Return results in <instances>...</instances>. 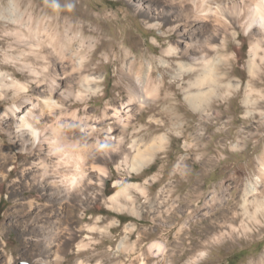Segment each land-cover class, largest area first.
<instances>
[{
    "label": "rangeland",
    "instance_id": "374dc122",
    "mask_svg": "<svg viewBox=\"0 0 264 264\" xmlns=\"http://www.w3.org/2000/svg\"><path fill=\"white\" fill-rule=\"evenodd\" d=\"M163 2L0 0V73L30 79L19 63L6 60L7 53L19 51L11 48L14 39L6 32L14 25L8 24L10 14L5 8L15 3L23 13V23H71L76 33L82 31L87 42L91 38L94 47L98 46L93 51L85 44L76 54L90 58L89 73L99 80L97 91L84 101L68 102L71 109L96 117L94 125L105 107L126 100L129 88L123 70L130 60L142 67L141 74L150 64L153 77L164 78L143 109L131 111L126 132V142L135 143V150L157 144L162 137L163 146L140 170L102 161L109 173L101 195L83 204L76 200L64 203L70 215L64 212L63 222L76 229L96 224L104 230L78 232L62 264H77L80 259L89 264H257L264 257V175L259 173L264 166V64L257 76L250 75L248 35L240 30L235 38L229 35L227 48L218 46L212 52L215 61L222 58L224 63L213 71L223 76L215 85L219 95L195 97L201 103L195 110L186 94L197 90L191 82L202 69H186L190 60L179 47L163 53L178 43L172 25L157 14ZM54 4L58 5L55 9ZM79 43L74 40L72 48L76 50ZM249 87L261 92L247 97ZM27 93L34 95L31 87ZM15 100L12 90L0 97V116ZM5 120L4 127L0 125V173L9 174L0 175V264H36V255L29 249L34 242L23 237L25 226L36 217L54 220L58 209L56 205L55 211L47 208L51 203L38 188L30 190L15 181L32 156L10 141L5 125L13 124ZM256 183L257 191L250 192ZM114 193L118 204L109 198ZM29 198L32 206L27 203ZM105 226L110 229L106 231ZM60 238L65 243L68 235ZM81 238L88 245L79 250L76 245ZM122 241L131 246L124 248Z\"/></svg>",
    "mask_w": 264,
    "mask_h": 264
},
{
    "label": "bare ground",
    "instance_id": "6f19581e",
    "mask_svg": "<svg viewBox=\"0 0 264 264\" xmlns=\"http://www.w3.org/2000/svg\"><path fill=\"white\" fill-rule=\"evenodd\" d=\"M15 4L5 8L10 14L8 24L14 25L6 32L14 39L11 48L17 47L19 51L7 53L6 60L19 63L20 69L27 71L30 79L22 81L17 73H0V97L12 90L16 98L3 109L0 125L3 126L5 119H11L13 125L7 122V129L4 128L10 141L18 150L32 156L30 164L23 165L21 176L16 177L15 181L30 190L38 188L51 203L47 208L55 211L53 206L56 205L58 209L54 220L36 217L31 224H26L23 237L27 236L34 242V247L29 248L36 255L32 260L36 264H62L66 254L71 251L70 245L79 237L78 232L84 229L104 230L96 224L76 229L70 223L63 222L64 212L68 218L70 215L64 203L76 200L83 204L101 195L104 178L109 173L102 161L117 165L124 163L140 170L163 146L162 137L157 144L135 150V143L126 142V132L133 114L131 111L135 108L141 111L151 93L160 90L164 78H154L150 64L145 74H141L142 67H137L134 60H130L127 68L122 69L128 79L126 100L105 107L97 118V125H94L92 121L96 117L82 114L77 108L71 109L72 103L68 102L71 99L84 101L87 95L97 91L99 80L89 73L90 58L86 55L77 58L76 54L85 44L93 51L98 46L94 47L91 38L87 42L88 36L82 31L76 33L71 23H61L59 20L23 23V13ZM159 13L178 35V43L164 49L163 53H172L175 50L173 46L179 47L181 54L190 60L186 69L194 70L199 66L202 69L191 82L197 86V90L186 94L189 105L195 110L201 108V103L195 97L219 95L215 85L223 76L213 71L224 63L222 58L215 61L212 52L217 51L218 46L226 49L229 35L235 38L239 30L248 35L250 75L257 76L261 71L264 64V0H164ZM74 40L80 42L76 50L72 48ZM126 53L129 52L125 50ZM204 83L210 86L207 90L205 86H200ZM30 87L34 95L27 93ZM254 92L261 91L249 87L245 94L248 97ZM123 115H126L125 121ZM109 119L112 121L103 127ZM12 158H17L15 153H12ZM259 173L264 175V166L259 167ZM8 174L0 173L4 178ZM27 174H30L29 178ZM66 177H70L74 183H68ZM129 185L138 187V183ZM258 186L257 183L252 184L249 191L256 192ZM117 196V193L109 196L112 204H118ZM27 203L32 206L34 202L30 199ZM109 229L110 226H105L106 231ZM64 234L68 235V240L61 244L60 237ZM87 245L88 242L81 238L76 247L82 250ZM121 246L126 248L131 245L122 241ZM77 264L89 263L80 259ZM257 264H264V257H260Z\"/></svg>",
    "mask_w": 264,
    "mask_h": 264
},
{
    "label": "clouds",
    "instance_id": "9594fccd",
    "mask_svg": "<svg viewBox=\"0 0 264 264\" xmlns=\"http://www.w3.org/2000/svg\"><path fill=\"white\" fill-rule=\"evenodd\" d=\"M57 7H58V5H55V4L53 5L54 9ZM68 10L71 11V6H68ZM25 91H26V89H25ZM25 126H27V125H25ZM33 135H35V133H33ZM65 179L68 183H74V181H72V179L70 177H66Z\"/></svg>",
    "mask_w": 264,
    "mask_h": 264
},
{
    "label": "water",
    "instance_id": "95a60500",
    "mask_svg": "<svg viewBox=\"0 0 264 264\" xmlns=\"http://www.w3.org/2000/svg\"><path fill=\"white\" fill-rule=\"evenodd\" d=\"M19 264H29L28 262H25V261H23V262H20Z\"/></svg>",
    "mask_w": 264,
    "mask_h": 264
}]
</instances>
